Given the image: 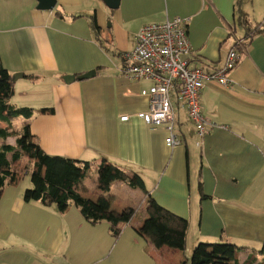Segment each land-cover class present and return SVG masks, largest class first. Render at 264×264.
Listing matches in <instances>:
<instances>
[{
  "label": "crops",
  "instance_id": "obj_1",
  "mask_svg": "<svg viewBox=\"0 0 264 264\" xmlns=\"http://www.w3.org/2000/svg\"><path fill=\"white\" fill-rule=\"evenodd\" d=\"M36 5V0H0V62L11 76L22 73L13 82V99L19 96L13 104L33 110L28 120L12 118L9 130L28 122L46 153L89 162L76 185L81 196L93 201L109 196L110 209L137 212L114 238L108 222L88 223L75 205L60 212L52 203L27 202L23 192L31 181H23L30 176L23 158L16 180L0 196V264H53L56 255L70 264H181L184 251L153 245L137 232L150 199L188 220L186 245L190 233L193 248L224 241L241 247L239 264L250 254L256 259L252 264L260 262L264 31L257 27L264 29V0H119L114 9L104 0H56L49 11ZM174 17L188 21L190 65L212 73L231 47L239 59L228 72L232 87L207 81L201 91L203 114L215 123L203 139L172 96L180 145L171 148L162 126L152 128L137 116L148 109L140 92L152 81L127 78L122 53L134 48L143 25ZM93 69L86 79H62ZM124 115L128 118L120 119ZM10 137L15 142L8 136L5 143L12 145ZM103 158L130 176L137 173L145 190L122 181L100 190L95 169Z\"/></svg>",
  "mask_w": 264,
  "mask_h": 264
},
{
  "label": "trees",
  "instance_id": "obj_2",
  "mask_svg": "<svg viewBox=\"0 0 264 264\" xmlns=\"http://www.w3.org/2000/svg\"><path fill=\"white\" fill-rule=\"evenodd\" d=\"M92 25L95 27L94 20ZM257 30L264 31L259 26ZM13 95L11 75L0 62V121L6 124L5 127H0V138L5 140L8 136L15 137L14 144L3 142L0 145V196L2 188L16 180V166L25 158L31 181V187L23 192L25 201L52 203L60 212H64L70 205H75L88 223L108 222L110 233L117 238L123 227L134 217L137 209L127 207L116 211L110 209L109 196H101L96 201L81 196L76 185L86 176L90 168L89 162L46 153L34 141L28 122L22 123L19 131H10L12 118L22 117L28 120L33 115L32 108L12 104L10 99ZM42 110L52 112L53 108ZM95 173L96 184L104 192L109 190L114 181H122L130 187L145 190L144 181L137 173L130 176L105 158L97 165ZM147 214L143 225L137 230L142 237L156 246L166 245L181 250L185 248L188 220L160 207L151 199L148 201ZM240 249L241 247L224 241L200 243L195 247L192 260L185 258L181 264H239ZM259 253L263 257L257 264H264V241ZM255 260L254 255L250 254L245 264H252Z\"/></svg>",
  "mask_w": 264,
  "mask_h": 264
},
{
  "label": "built area",
  "instance_id": "obj_3",
  "mask_svg": "<svg viewBox=\"0 0 264 264\" xmlns=\"http://www.w3.org/2000/svg\"><path fill=\"white\" fill-rule=\"evenodd\" d=\"M187 22V19L174 17L143 25L135 34L134 48L122 53V73L127 78L152 81L147 89L140 92L148 98V109L137 116L152 128L162 126L166 132L165 144L171 148L180 145V140L174 134L172 96L185 108L197 137L203 139L215 127V123L203 114L201 91L207 81L232 87L228 72L239 59L238 51L231 47L223 65L212 73L190 65L189 60L194 52L188 38ZM235 42L240 43V39L237 38ZM127 118L125 115L120 117L122 120Z\"/></svg>",
  "mask_w": 264,
  "mask_h": 264
},
{
  "label": "water",
  "instance_id": "obj_4",
  "mask_svg": "<svg viewBox=\"0 0 264 264\" xmlns=\"http://www.w3.org/2000/svg\"><path fill=\"white\" fill-rule=\"evenodd\" d=\"M36 2H37L36 8L38 10H48L49 11V10H52L53 7L55 6L56 0H36ZM104 2L111 9L116 8L119 4V0H104ZM94 74H95V70L93 69V70L87 71L86 73L78 75L77 77H75L74 75H64L62 76V79L65 83H70L74 81L76 78L78 80H82V79L89 78L93 76ZM21 76H22V73H14L11 76L12 82H15L16 79ZM51 262L53 264H70L63 256H59V255L53 256L51 259Z\"/></svg>",
  "mask_w": 264,
  "mask_h": 264
},
{
  "label": "rangeland",
  "instance_id": "obj_5",
  "mask_svg": "<svg viewBox=\"0 0 264 264\" xmlns=\"http://www.w3.org/2000/svg\"><path fill=\"white\" fill-rule=\"evenodd\" d=\"M16 98H17V99L19 98L18 94H16ZM16 98L13 99V97H12V98L10 99V102L13 104V102H14V100H16ZM17 123H18V120H17V121H14V122L12 123L13 128H15V127L17 126ZM9 139H10L9 141H11V143H14V138H13V137H10ZM2 142H5V140H1V139H0V144H1ZM29 177H30V176L25 175V176L23 177V181L28 182ZM190 237H191V234L189 233V234H188V240H187L188 243H187V245L185 246V248L182 249V251L185 252V257L188 258L189 261L192 260V256H193V254H194V252H195V248H193L192 245H191V243L189 242ZM260 248H261V247H260Z\"/></svg>",
  "mask_w": 264,
  "mask_h": 264
}]
</instances>
